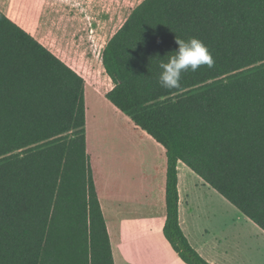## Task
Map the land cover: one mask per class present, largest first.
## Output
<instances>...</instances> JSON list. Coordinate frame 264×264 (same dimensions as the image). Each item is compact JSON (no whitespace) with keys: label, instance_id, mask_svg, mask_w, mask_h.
<instances>
[{"label":"trees","instance_id":"obj_1","mask_svg":"<svg viewBox=\"0 0 264 264\" xmlns=\"http://www.w3.org/2000/svg\"><path fill=\"white\" fill-rule=\"evenodd\" d=\"M213 65L162 88L175 38ZM166 59V57H165ZM107 100L166 150L164 236L180 225L183 162L264 231V0H144L107 43ZM0 264H115L87 153L86 81L0 10Z\"/></svg>","mask_w":264,"mask_h":264},{"label":"rangeland","instance_id":"obj_2","mask_svg":"<svg viewBox=\"0 0 264 264\" xmlns=\"http://www.w3.org/2000/svg\"><path fill=\"white\" fill-rule=\"evenodd\" d=\"M141 1L131 0L127 11L121 12L119 0H114L116 9L111 17L105 8L91 9L86 0H0L3 13L85 79L87 112L89 109L92 118L89 129L87 126L93 153L91 159L123 161L127 170L123 181L126 185L129 183L130 194H138L137 181L131 177L135 169L151 154L159 156V152L151 141L140 138L143 131H137L125 115L116 114L111 103L103 97L114 85L104 70L102 53ZM181 183L183 196L190 194L195 198L196 194H217L209 187H202L190 174L183 173ZM204 206L200 208L202 226L193 218H187L195 247L205 243L206 255L220 264H264L262 231L249 225L239 210L234 216L228 209L225 214L221 204ZM207 212H212L211 220L204 216ZM204 226H211L213 233H223L229 239L221 246L213 245L210 243L212 238L204 233Z\"/></svg>","mask_w":264,"mask_h":264},{"label":"crops","instance_id":"obj_3","mask_svg":"<svg viewBox=\"0 0 264 264\" xmlns=\"http://www.w3.org/2000/svg\"><path fill=\"white\" fill-rule=\"evenodd\" d=\"M86 1L91 4V9L98 10L102 7L105 8L107 13H110L111 17L114 16V10L116 9L114 0ZM142 2L143 0L139 2L137 6ZM129 3H131V0H119L121 12L127 11ZM135 8H133L132 11ZM128 11L131 12V8H128ZM93 93L98 95L95 92ZM87 97L88 93L86 89V100ZM103 97L106 96L104 95ZM111 105L116 114L121 117L125 115L112 103ZM89 114V109L87 112L86 106L88 129L92 119ZM127 118L129 119V123H131L132 120L129 117ZM140 130L143 131L137 127V131ZM140 138L151 141V143L156 146L159 156L155 157L151 154L147 160L140 163L137 169H135L131 177L133 176V180L137 181L135 189L138 194H130L129 183L126 185V182L123 181V178H125L127 174L124 162L121 160L116 162L105 159L100 160L99 158H94L92 161L91 155L93 153L90 146L89 133H87V153L90 158L96 191L110 235L114 262L115 264H185L164 236V227L167 218L166 183L168 160L166 150L145 131L142 132ZM178 171L181 228L192 247L204 259L210 264H220L219 261L206 255V250L204 248L205 243L203 245H197L196 247L193 245L194 243H192V237L187 227L189 224L187 218H193L195 223L199 222L202 226L203 214L200 213V208H204V205L208 206L211 203L221 204L225 214L226 209H228L229 212H232L234 216H236L235 211H238V209L221 194L206 184L204 180L183 162H179ZM128 172H131L130 169ZM183 173L193 175L200 182L202 187H209L208 189L211 188L217 194H196L195 198H191L190 194L183 196L181 185ZM131 177L128 180L129 182L131 181ZM204 216L211 220L212 218L210 216L213 215L212 212H207ZM245 219L249 225L257 227L259 231L264 233L262 229L246 216ZM209 227L206 226L205 228L204 226L203 230L206 236L212 238L210 243L221 246L223 243L227 242L229 239L228 237L223 233H213L211 226Z\"/></svg>","mask_w":264,"mask_h":264},{"label":"clouds","instance_id":"obj_4","mask_svg":"<svg viewBox=\"0 0 264 264\" xmlns=\"http://www.w3.org/2000/svg\"><path fill=\"white\" fill-rule=\"evenodd\" d=\"M175 43L176 49L167 53L158 64L157 82L162 88L169 90L181 86L184 73L196 72L202 66L213 65V58L208 47L199 38L182 39L176 36Z\"/></svg>","mask_w":264,"mask_h":264}]
</instances>
